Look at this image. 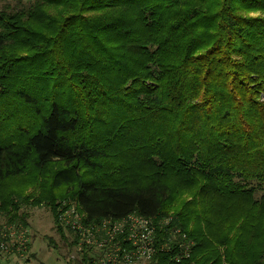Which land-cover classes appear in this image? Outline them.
Wrapping results in <instances>:
<instances>
[{"label":"trees","instance_id":"trees-1","mask_svg":"<svg viewBox=\"0 0 264 264\" xmlns=\"http://www.w3.org/2000/svg\"><path fill=\"white\" fill-rule=\"evenodd\" d=\"M17 1L0 9L4 221L27 225L22 192L53 162L49 186L88 219L170 216L157 240L179 229L190 254L177 262L172 243L160 264H261L264 0ZM20 38L31 54L18 53ZM174 176L199 187L169 214ZM12 178L22 191L7 188ZM42 185L39 200L53 202Z\"/></svg>","mask_w":264,"mask_h":264},{"label":"built area","instance_id":"built-area-1","mask_svg":"<svg viewBox=\"0 0 264 264\" xmlns=\"http://www.w3.org/2000/svg\"><path fill=\"white\" fill-rule=\"evenodd\" d=\"M56 219L71 232L69 241L77 254L72 259L81 261L79 264H160L158 253L177 242L179 251L173 259L178 262L190 254V242L177 239L179 229H174L166 242L157 240V228L167 224L170 216L129 213L117 219L94 220L88 219L74 202L71 207H61ZM29 234L26 226L0 222V264H29Z\"/></svg>","mask_w":264,"mask_h":264},{"label":"rangeland","instance_id":"rangeland-1","mask_svg":"<svg viewBox=\"0 0 264 264\" xmlns=\"http://www.w3.org/2000/svg\"><path fill=\"white\" fill-rule=\"evenodd\" d=\"M19 6H21V3H19L17 0H0V9L12 10L18 8ZM247 15L256 16L258 15V12H248ZM26 40L27 42H29L27 38ZM22 43L23 42L21 41L20 38L18 39L17 44L15 45L18 49V53L21 54L23 52L26 53L28 51L27 53L31 54V52L27 50V48H25V46ZM7 50L10 49L9 48L4 49L3 53ZM14 55L15 56H11V58L15 57V61H19L18 54L15 53ZM20 61L23 62V60ZM100 142L104 143V139L103 141ZM108 147L114 148V149H107L110 153L127 154L125 151H121L119 148L115 146H108ZM111 160L112 159L110 158L103 159L104 164L111 162ZM55 165L57 164L53 162L49 163L45 168V170L42 171L43 174L41 173L40 176H36L38 177L37 178L38 180L34 181L35 183L33 185H28V187L24 189V192H22L23 195L24 194L28 195L29 193H31L29 194V196L31 197L27 201L23 200L24 203H21V207L18 210L19 213L27 214L26 227L30 233L29 234L30 244L28 248L29 264H77L76 261H73L72 259V257H77L76 250L69 249L63 243V241L60 239V236L54 227L52 220L53 219L52 213L54 208V205L52 204L54 203V201H57V204L55 206L56 213L57 211H59V209H61V207H71L74 203V201L71 199L59 198L60 196H62L60 194L61 193L60 191L63 190L62 187L53 188L49 186L50 175H51L50 170L53 169ZM134 170H136V172H134ZM30 172L32 175L34 176L36 175L33 168L32 170H30ZM133 174H138V175L141 174V168L138 165L133 166V169L131 170L130 174L127 175L128 177L131 178L130 181L136 179V175L133 177ZM19 180H20L19 178H12L9 180H5L7 182L6 185L7 188L9 187L13 191H16L15 189H19L20 191H22L23 186ZM166 182L171 187V195H172L171 199L169 200V204H170V207H168L169 214L175 213L179 209L181 210L183 202L186 203L191 202L197 188L199 187V184L197 185L193 184L192 181H189L190 184L187 183L184 184L180 180H178L175 176L170 177L169 179H167ZM43 183L44 185H42ZM41 185L43 187L42 190H48L52 193V195L55 196V198L51 199V200L54 199L53 202L48 203L39 200ZM10 189H4V192L5 191L9 192ZM4 220L5 219L2 217V215H0V222ZM199 224L204 225V221H199ZM48 237L52 240V243L50 244L48 243V239H47ZM190 264H196V263L191 261ZM219 264H228V263L222 261Z\"/></svg>","mask_w":264,"mask_h":264}]
</instances>
